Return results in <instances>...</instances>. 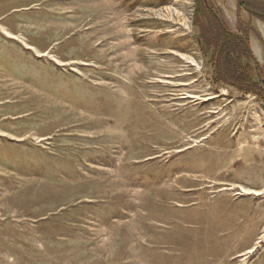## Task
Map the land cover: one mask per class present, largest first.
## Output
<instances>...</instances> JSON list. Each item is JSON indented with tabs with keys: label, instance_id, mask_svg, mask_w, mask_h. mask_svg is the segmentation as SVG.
<instances>
[{
	"label": "rangeland",
	"instance_id": "1",
	"mask_svg": "<svg viewBox=\"0 0 264 264\" xmlns=\"http://www.w3.org/2000/svg\"><path fill=\"white\" fill-rule=\"evenodd\" d=\"M214 1L264 73V21ZM193 7L0 0V264H264V104Z\"/></svg>",
	"mask_w": 264,
	"mask_h": 264
},
{
	"label": "trees",
	"instance_id": "2",
	"mask_svg": "<svg viewBox=\"0 0 264 264\" xmlns=\"http://www.w3.org/2000/svg\"><path fill=\"white\" fill-rule=\"evenodd\" d=\"M244 2L238 3L239 10L243 7L250 18L264 21V0H254L255 7L260 8L257 10ZM192 24L200 51L211 68L212 83L230 87L239 95H252L264 104V73L249 47L255 34L251 22L239 17L236 30L231 31L214 0H194Z\"/></svg>",
	"mask_w": 264,
	"mask_h": 264
},
{
	"label": "crops",
	"instance_id": "3",
	"mask_svg": "<svg viewBox=\"0 0 264 264\" xmlns=\"http://www.w3.org/2000/svg\"><path fill=\"white\" fill-rule=\"evenodd\" d=\"M261 24L264 25V24L261 23V22H257V23H256L257 27H258L259 25H261ZM258 30H259V29H258ZM251 41H252V40H251ZM256 41H257V40H256ZM257 42H258V41H257ZM251 44H252V42H251ZM251 49H252V46H251Z\"/></svg>",
	"mask_w": 264,
	"mask_h": 264
}]
</instances>
